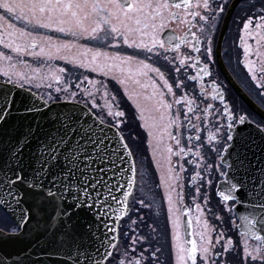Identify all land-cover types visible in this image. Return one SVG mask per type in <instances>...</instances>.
Here are the masks:
<instances>
[{
	"label": "snow or ice",
	"instance_id": "6c2138e0",
	"mask_svg": "<svg viewBox=\"0 0 264 264\" xmlns=\"http://www.w3.org/2000/svg\"><path fill=\"white\" fill-rule=\"evenodd\" d=\"M216 5L215 7L213 5ZM259 4V9L247 16V19L243 21L242 31L251 36L253 30L256 32V55L259 58L260 75H257L252 68V61H247L249 72H252L251 80L256 82V88L262 99H264V0H256L255 4H251L249 7L255 8ZM226 4H216V0H197L195 4L191 3V0H0V9L4 10V15H0V44L5 48L11 49L14 53L30 55L35 58H39L45 55V48L41 47L37 52L35 49L38 46L37 40H41L47 45H51L55 49V55L48 54V59L59 58L66 60L69 64H75L76 59H69V54L72 48L79 49L80 45L73 44L69 41H62L54 43L51 36H42L38 29H50L55 26V31L58 33H64L71 35L74 38L83 39L87 37V41L93 45L92 48H86L85 54L91 53V59L87 63L92 64V71L103 69L105 74L112 72L119 65L127 64L138 66L137 75L147 77L149 71L156 73L159 79L163 81V86L167 88L169 93H172V85L165 79V72L161 71V67H153L152 64L146 63V60H152L154 63H160L166 70L174 71L179 74L182 68H186L185 59H180L176 63L175 56L169 59L168 53L170 48L166 47L165 39L160 37V32L167 26V22L175 18L182 23L185 22L186 16H191L193 19L186 21L192 27H195L198 23L203 22L201 31H211V28H206L205 25L212 24L217 19V12L223 13ZM183 9V13L179 10ZM12 20H23L25 27L18 28ZM193 37L196 33H191ZM143 37H149L146 42ZM121 40L123 44L133 49L140 51L134 52L130 56H120L118 53L116 56H109L107 53L99 51L100 48L107 46L108 44ZM176 38L169 35L167 38L168 44H173ZM241 44L244 45L245 58L249 53V45L245 43L244 36L239 37ZM22 43H17V41ZM197 38V44L199 43ZM211 37L207 38V44L204 55L211 57L212 47ZM175 49H179V44H174ZM193 51L200 53L201 49L196 45H193ZM144 56V60L136 59L137 56ZM99 57H103V60L98 61ZM190 58V57H186ZM0 60L12 61V56H6L0 53ZM111 60L112 63H107ZM119 61V64H117ZM36 62H41L37 60ZM17 64H25L24 61L17 60L16 63H9L8 67L3 70V76L7 77L5 84H11L13 86L18 85L20 88L25 86V83L33 84L37 88L40 87L38 81H43L46 78L54 80L56 83L60 82V77L52 71L49 66V71L43 73L34 80L27 73H23L17 70ZM168 65H172V69H168ZM79 66L84 67L85 62L79 61ZM39 71V70H37ZM64 68H60L59 72L63 73ZM77 69L74 67L69 70V79L75 74ZM121 73L124 72L123 68H120ZM205 75H210L208 64H205L200 69ZM79 79V76L76 77ZM115 78V77H114ZM151 80V77H148ZM177 88L187 85L184 80H179ZM188 80H196V76H188ZM84 80H88L85 76ZM92 84L95 91L85 89V94L88 100L85 101V107L88 108L91 104V109L99 108L100 113H104L107 109L106 116H99V123L96 124L82 121L80 116L76 112L59 113L52 119L55 121L53 126L46 130L43 138L39 140L37 151L34 155L37 157L36 168L33 169V174L30 177L25 176V168L22 160V151L26 144L30 143V137L33 134V130L30 128L28 132L19 139L13 140L12 135L9 134L7 140L3 141L5 144V151L7 152V164L4 175L0 177V205L10 207L11 202H14L15 206L19 208V222L16 224L15 229L10 231V235H16L17 230L20 229L21 223H27L35 219L32 214L31 208H24L22 205L28 198L33 199L35 206L43 211L46 207H52L54 211H61L59 208V202H63L67 197H71L73 206L84 208L85 206L89 211L96 209V214L100 219H103L109 211H114L112 203L109 202V198L112 202L117 204H124V211H127L128 196L130 193H125L124 201H121L114 191L120 187L119 183H113L112 177L124 171L120 165L123 164V155L121 149H127L128 145L122 143L125 139L124 136H119L113 139L107 135V131L104 128L105 123H109L110 128H116L118 131L123 132V128H127L128 124L125 119L124 111H112L114 106L119 107L115 97L110 94L107 84L101 82L88 81ZM121 84H125L126 79H120ZM136 84H140L141 87H148V84H141L139 79L134 81ZM67 83V82H66ZM48 88H52L53 84L48 83ZM75 87L79 88L77 84ZM152 87L154 89L152 96L148 99H152L157 95L155 92V81H152ZM56 93H63L69 95L71 98L77 96V92H69V88L66 86H60L55 88ZM11 89L7 91L0 90V130H3L6 124V109L10 104L16 103L11 98ZM97 95L100 99L104 100L103 104L97 103ZM160 99L157 104L160 107L168 109L171 108V104H166L163 101V93H159ZM43 99V97H41ZM132 98V97H130ZM54 97L50 92L48 94V100H53ZM183 99V97H181ZM221 100L223 97L221 96ZM47 102V101H46ZM176 104H180V100L174 101ZM192 101H189L191 104ZM139 106V105H138ZM34 107V106H33ZM212 105L208 104L204 113H209L212 109ZM26 110H33L32 107H27ZM158 110V109H156ZM189 112H193V109L189 107ZM166 113H162L160 119L163 121ZM180 112L172 117L170 123L174 124L177 129V133L174 135L171 131H168L167 127H161L153 119V123H145V127L148 128L149 136H156L159 132L158 140H163V136L166 133L169 139L175 141V145L178 151H173L171 146H166L167 156L165 161L168 165V173L172 181H179L180 176L175 172L178 166L179 172H187L188 169L184 167L186 163L189 168L199 169L195 171L191 179L195 180L197 177L201 178L200 186L195 187V195L192 196L193 202L201 198L200 194L204 187L205 177L202 173H207L206 183L211 187L214 183L213 176L217 169L223 165H218L213 159L212 163H208L207 158H211L212 154H217L219 147H231L234 142V133L237 132L236 124H243L247 117L240 115L236 117L233 114V110L229 109L227 105L223 110L216 109L212 114L208 124L215 129V133L208 132V143L204 144L201 139V129L197 128L190 117L184 114V119L188 125H192L191 131H195L196 152L192 153L196 159H189L181 163L177 161V166H173L171 156L175 155L183 159L186 152L185 147L181 146L182 140H184L183 134L179 132L181 123L179 120ZM111 121H108V118ZM141 119H145L142 115ZM197 120L201 117L197 116ZM123 125V128H121ZM207 127V125H206ZM256 131L261 136H264V129H260L257 126ZM220 137L224 144L217 142V137ZM193 141L192 136H188L186 143L191 144ZM237 148L242 147L245 144V138L242 135L235 137ZM217 142V143H214ZM159 147V144L157 145ZM189 153L192 152L191 148H188ZM207 157V158H206ZM62 163V166L60 162ZM243 160L240 159V153L237 152L234 157V163L228 165L229 168H237V174L239 169L243 167ZM101 165H108L102 167ZM111 173V176H108ZM108 176V179L105 177ZM219 176L228 181V173L220 171ZM47 181V183H45ZM131 184V181H129ZM169 188H172V184L169 183ZM179 186V185H177ZM241 185L240 181L236 182L228 181V187L226 191H219V196L223 201H234L235 197L231 194L236 191ZM105 193L107 195H105ZM204 203H209V197L207 194L203 197ZM143 204V201H140ZM172 199L169 197V213L173 211ZM264 206V205H261ZM183 205L181 208L176 209L179 214L183 211ZM195 209L197 212H201V204L195 203ZM190 211V210H189ZM64 215H67L65 212ZM74 215V214H73ZM73 217L68 216V221H72ZM199 223V216L196 217ZM214 219L218 222H222L221 216H215ZM52 220L51 214L45 216V223L50 224ZM39 224V221H37ZM191 225L192 221H188ZM63 226V231L53 233V236L59 237V245L65 247L71 252L77 251L79 258L80 254L85 256V264H100V261L93 262V258L85 250L81 253V249H86V244L90 239H95V234L89 229L88 231H82L80 226L76 223H66L64 220L60 221ZM135 225L136 221H132ZM174 225H179V220L174 221ZM203 231L194 233L197 235L200 241L199 248L203 259L200 264H219L221 253L216 252L215 255H210L212 249V242L209 234L213 231V228L204 222L202 225ZM112 231V229H109ZM157 229L153 228L152 233H156ZM3 235V233H0ZM175 238V237H174ZM224 238V233L218 232L216 238V245H220L221 240ZM243 238L244 248L243 253L245 258H250L251 264H264V236L257 235L255 240L258 243H248L246 237ZM151 235H139L135 234L130 237V244L127 239L125 241V247L117 252L118 245L111 240L108 241V248L104 252V257H108V261L105 264H156L158 261V253L160 248H155L148 256L145 255L143 250L144 243L151 242ZM103 243V241H101ZM191 249L183 247V245H176L177 255L176 264H188L190 260L192 264L197 262V241L194 239L191 242ZM228 244L232 241L228 240ZM139 246L142 250L136 255V248ZM225 252H227V246H224ZM131 253V254H130ZM0 264H3L0 261Z\"/></svg>",
	"mask_w": 264,
	"mask_h": 264
},
{
	"label": "flooded vegetation",
	"instance_id": "af4514ba",
	"mask_svg": "<svg viewBox=\"0 0 264 264\" xmlns=\"http://www.w3.org/2000/svg\"><path fill=\"white\" fill-rule=\"evenodd\" d=\"M233 1L216 0V4H226V7L223 13L217 12L214 26L210 23L205 25L206 28H211V31H201L203 22L198 23L195 27L189 25L186 21L192 20L191 16H186L183 23L172 18L167 22V26L161 30L160 37L165 39L166 47L170 48L168 53L169 59L175 56L176 63L180 59H185L187 67L182 68L181 72L177 74L174 69L171 71L166 70L160 63H154L152 60H146L145 62L152 64L153 67H161V71L165 72V79L172 85V93H169L167 88L163 86V81L159 79V76L151 71L148 72L147 77L141 75L142 78L140 80L141 84H148V87L144 88L140 84H136L134 82L137 79L136 74L138 71L136 64L121 66L124 69V72L121 74V71L111 74H105V71L103 73V83L107 84L110 94L115 97L119 104V107L114 106L112 111H124L126 114L123 119L126 120L128 127L123 128V125H121L123 132H119L125 137L124 140L131 151L135 167V185L128 204L129 213L121 221L118 228L117 245L119 247L116 250L117 252L125 247L126 239L130 244V237L132 235H151V242L143 244V250H146L145 255L148 256L158 247L161 251L158 253L156 264H176V245L180 244L189 249L188 246L191 248L190 242L195 239L197 241L196 264H200V261L203 259L199 248L200 241L194 233L203 231L202 225L204 222H207L213 228V231L209 234L213 249L210 255H215L216 252L221 253L219 264H251L250 258L244 257L242 237H246L248 243L258 242L238 231V221L235 214L236 200L223 201L222 197L219 196V191L221 190L218 186L224 180L223 177L219 176V172H225V168L222 166L217 169L213 176L214 183L211 187L206 183L208 174H201L205 177L204 187L200 194L201 198L193 202L192 196L195 195V187L200 186L201 178L197 177L193 180L191 177L199 169L189 168L185 163L184 167L188 171L179 172L177 166V161L183 163L189 159H196L192 153H195L197 150V142L195 140L197 133L190 130L192 125L187 124L184 114H187L193 124L201 129L200 134L204 144L208 143V132L212 131L215 133V129L208 124V121L216 109L223 110L225 105L233 110V114L236 117L244 115L251 123L264 129V120L249 108L236 91V89L242 91L253 104L264 111V99L261 98L256 88V82L251 80L253 73L249 72L247 66V61H252L253 71L257 75L261 74L259 58L255 54L257 43L256 32L253 30L252 35L248 36L242 31L243 21L247 19L248 15L255 13L259 9V4L255 8L250 9L249 6L255 4L256 0H240L234 7L228 20H226L228 9ZM196 2L197 0H191L193 4ZM213 6L215 7L216 5L214 4ZM179 11L183 13L184 10L181 9ZM193 32L196 33L195 37L191 35ZM169 35L176 38L173 44L167 43ZM240 36H244L245 43L249 45L247 59L245 58L244 45L241 44L239 39ZM208 37L212 39V55L210 58L204 55ZM197 38L200 41L198 44ZM143 39L147 42L149 37H143ZM174 44H179V49H175L173 47ZM193 45L199 47L201 52L197 53L193 51ZM138 51L140 50L128 47V45L123 44L119 39L103 47V53H107L110 57L116 56L117 53L120 56H130ZM186 57L190 58L186 59ZM136 59L138 61L145 58L141 55L137 56ZM22 61H24L23 58ZM205 64H208L210 75H205L200 71ZM167 67L168 69H172V65H168ZM81 71L84 72L82 69ZM177 75L179 76V80L185 81L186 87L177 88ZM188 76H196L197 79L194 81L188 80ZM148 77H151V80ZM120 79H126L125 84H121L119 82ZM0 80L6 81L1 75ZM152 81H155L157 95L152 99H148L154 91ZM24 87L41 95L32 85L25 83ZM46 91L49 92V89ZM159 93H163L164 103L171 104V108L165 109L157 104V101L160 99ZM221 96L223 100H221ZM175 100H180V104H176ZM189 101H192V103L189 104ZM81 102L84 103L83 101ZM208 104H211L213 107L209 113H204L203 109ZM189 107L193 109V112L188 111ZM89 109H91V104H89ZM178 110L180 112L179 120L182 125L179 132L184 137L181 146L185 147L186 152L183 159L175 155L171 156L173 166H177L172 175L178 173L180 176L179 181H172L167 170L168 165L165 157L167 156L166 146H171L174 152L178 151L175 141L169 139L166 133L162 141L158 140L159 132L156 136H149L145 123L147 121V123L151 124L153 123L152 118H155V122L161 129L166 126L168 131H171L175 135L177 133L176 126L170 123V120ZM91 111L97 117L106 116L107 113V109L104 113H100L98 108L91 109ZM162 113H166L163 121L160 119ZM142 115L145 119H141ZM197 116L201 117V119L197 120ZM108 121H111L110 117ZM106 124L109 125V123ZM188 136L193 137L191 144L185 142ZM217 142L221 144L225 143L220 140L219 136L217 137ZM158 144L159 147H157ZM226 147H219L217 149L218 155L214 153L211 158L206 157L208 163H212L213 159H215V163L221 165L222 153ZM188 148L192 149L191 153L187 151ZM169 183L172 184L171 189L168 186ZM205 194L209 197L207 205L203 200ZM231 194L234 197L236 196L235 191ZM169 197H171L173 202V211L171 213L168 211ZM140 201H143V204ZM195 203L201 204V212L196 211ZM181 205L184 206L183 211L178 214L176 209L181 208ZM214 215L221 216L223 218L222 222L216 221ZM197 216L200 218L199 223L196 219ZM0 217L3 222L0 224V229L9 231L15 229L12 225H9L1 214ZM177 220H179V225L175 226L174 221ZM189 220L192 221L191 225L188 223ZM132 221H136V224L133 225ZM183 225L187 228L185 236ZM153 228L157 229L156 233H152ZM218 232L224 233V238L221 240L220 245H216L215 243ZM228 240H231L232 243L228 244ZM225 245L227 246V252L224 249ZM141 250L137 246V258ZM188 264H192V262L189 260Z\"/></svg>",
	"mask_w": 264,
	"mask_h": 264
},
{
	"label": "water",
	"instance_id": "95a60500",
	"mask_svg": "<svg viewBox=\"0 0 264 264\" xmlns=\"http://www.w3.org/2000/svg\"><path fill=\"white\" fill-rule=\"evenodd\" d=\"M240 0H234L230 5L226 20L231 15L234 7ZM11 89V98L16 101L10 104L6 109V124L3 130H0V177L4 175L7 164V152L3 141L7 140L11 134L13 140L24 136L31 128L30 143L26 144L22 151V160L25 168V176L30 177L33 174V169L36 168L37 157L34 153L37 151L39 140L43 138L46 130L50 129L55 121V117L59 113L76 112L82 121L96 124L99 123L98 117L81 102L75 100H59L47 101L42 99L40 95L25 87L20 88L18 85L5 84V81H0V90L7 91ZM236 89V88H235ZM237 93L243 98L249 108L264 120V111L253 104L242 91L236 89ZM47 101V102H46ZM34 106V107H33ZM27 107H32L33 110H26ZM237 132L234 133V142L231 147H226L222 153L221 165L228 173V181H240L241 185L236 191V217L237 229L240 233L246 234L255 239L257 235L264 236V136H261L256 131L257 126L251 123L248 119L243 124L235 125ZM109 137L122 136L116 128H110V125H104ZM261 129V128H260ZM242 135L245 138V144L237 148L235 137ZM125 143V140L122 142ZM123 155V164L120 167L124 170L116 176L112 177V182L119 183L120 187L114 191L121 201L125 199V193H130L127 202V211H124V204L112 202L114 211H109L108 214L100 219L96 214V209L89 211L87 207L80 208L73 206L71 197H67L63 202L57 201L61 211H54L52 207H46L43 211L35 206L33 199L28 198L22 205L24 208H31L35 219L28 221L26 224L21 223V227L17 230L16 235H10L9 232L0 230V261L3 264H85V256L79 255L75 250L69 252L65 247L59 245V237L53 236V233L63 231L61 220L66 223H76L82 231H91L95 234V239H90L86 244V249H81V253L85 250L93 258V262L100 261V264H105L108 257L104 256V252L108 248V241L111 240L117 244L118 228L121 221L129 213V200L132 196L135 185V167L134 160L129 147L121 149ZM240 153V159L243 160V167L229 168L228 165L234 163L236 153ZM62 161L60 162L62 166ZM107 167L108 165H101ZM111 176V173H108ZM108 176L105 179H108ZM131 181V184H129ZM228 181L225 179L220 183L221 191H226ZM47 183V181H45ZM105 195H107L105 193ZM2 198V197H0ZM10 207L0 205L2 212L10 219L14 227L19 222V208L14 202H11ZM67 215H64V213ZM51 214L52 220L50 224L45 223V216ZM74 214V215H73ZM68 216H72V221H68ZM39 221V224L37 223ZM109 229H112L110 231ZM184 236L186 226L183 225ZM103 241V243H101ZM189 250L191 249L190 246Z\"/></svg>",
	"mask_w": 264,
	"mask_h": 264
},
{
	"label": "rangeland",
	"instance_id": "374dc122",
	"mask_svg": "<svg viewBox=\"0 0 264 264\" xmlns=\"http://www.w3.org/2000/svg\"><path fill=\"white\" fill-rule=\"evenodd\" d=\"M0 15H4V10L0 9ZM12 23L16 25L18 28L25 27L24 21L23 20H12ZM0 23H5L4 21H0ZM42 36H51L53 38L54 43H59L62 41H69L73 44H78L80 45L79 49L77 48H72L71 53L69 54V59H76L75 64H69L66 60L59 59V58H54V59H48V54H53L55 55V49L51 45H47L43 43L41 40H37L38 46L35 49V51L39 52L41 47L45 48V55L35 58L30 55H27L26 52L24 54L20 53H14L11 49L5 48L2 44H0V53H3L6 56H12L13 60L7 61V60H0V75L6 80L7 77L3 76V70L6 69L9 65V63H16L17 60L22 61V58L24 59L25 64H17V70L23 73H27L29 76H31L34 80L38 76H40L43 73H47L49 71V66H51L52 71L55 72L57 76H59L60 82L56 83L54 80H49L45 79L43 81H38L40 83V87L37 88L35 86V83L29 84L34 86L36 90L39 91V93L45 97L48 100V94L51 92L53 97L55 99H66V100H78V101H83L85 103L86 100H88L87 95L85 94V89H89L92 91H95L93 88L92 84H90L88 81H93V82H103V69H98L97 71H92V64L87 63L91 59V53L85 54V49L86 48H92L93 45L87 41V37L83 39L79 38H74L71 35H67L64 33H58L55 31V26L50 29H38L37 30ZM17 43H22V41H17ZM99 51L103 52V47L99 49ZM37 60L41 62H36ZM83 60L85 62L84 67L79 66V61ZM103 60V57H99L98 61ZM107 63L111 64L112 61L108 60ZM117 64H119V61H117ZM127 66V64H122L119 65V67L115 68L112 72L108 73H115L116 71L120 72L121 66ZM130 66V65H129ZM76 68L77 71L75 72L74 75L71 76L69 79V70L72 68ZM60 68H64L65 71L63 73L59 72ZM84 71L82 72L81 69ZM132 68V67H131ZM39 70V71H37ZM121 74V72H120ZM79 76V79L76 77ZM87 76L88 80H84V77ZM136 78L141 80V75L136 74ZM67 82V83H66ZM52 83L53 87L48 88L47 84ZM28 84V83H26ZM79 84L80 87L77 88L75 85ZM60 86H66L69 88V92L75 91L77 92V96L73 99L69 95L63 94V93H56L55 88L60 87ZM87 87V88H86ZM49 89V92L46 91ZM156 92V91H155ZM97 103L103 104V99H100L99 95H97ZM141 104V103H140ZM99 109V108H98ZM3 223L1 221L0 217V224Z\"/></svg>",
	"mask_w": 264,
	"mask_h": 264
},
{
	"label": "trees",
	"instance_id": "16d2710c",
	"mask_svg": "<svg viewBox=\"0 0 264 264\" xmlns=\"http://www.w3.org/2000/svg\"><path fill=\"white\" fill-rule=\"evenodd\" d=\"M0 214L3 216V218L9 223V225H12L11 221L8 219V217L0 210Z\"/></svg>",
	"mask_w": 264,
	"mask_h": 264
}]
</instances>
